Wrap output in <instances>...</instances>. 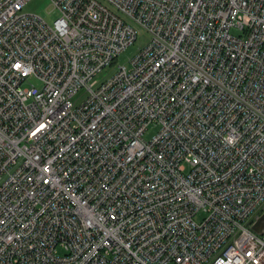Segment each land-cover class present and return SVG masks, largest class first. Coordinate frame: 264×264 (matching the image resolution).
<instances>
[{
  "label": "built area",
  "instance_id": "1",
  "mask_svg": "<svg viewBox=\"0 0 264 264\" xmlns=\"http://www.w3.org/2000/svg\"><path fill=\"white\" fill-rule=\"evenodd\" d=\"M27 1L0 0V264H264V0H49L56 31ZM142 29L154 111L93 73Z\"/></svg>",
  "mask_w": 264,
  "mask_h": 264
},
{
  "label": "bare ground",
  "instance_id": "2",
  "mask_svg": "<svg viewBox=\"0 0 264 264\" xmlns=\"http://www.w3.org/2000/svg\"><path fill=\"white\" fill-rule=\"evenodd\" d=\"M28 1H30V0H28ZM28 1L26 3H28ZM112 1L114 2L115 0H112ZM25 4H24V6H25ZM176 4H177V1L169 3V5H176ZM103 7L105 8V10L107 12H109V10H108V8L106 6H103ZM55 11H57V10H55ZM109 14H111V13L109 12ZM56 18H57V24L55 26H48V28H50L51 30H54V31H56L58 28H62V27L67 25V20H66V18L63 16V14L61 12L58 13ZM55 19L52 21V23L48 22V24L49 25H53ZM142 30H144V29H142ZM131 44H128L123 50H121L117 54H116V51H115V46L114 45H110L109 48H108L107 57L105 58V60L101 64L96 62L95 66L93 67V73H96V77L105 68L113 65L116 62V59H117L118 55L121 52H123ZM92 51H93V54L96 55L97 57L101 55V50L98 47H92ZM134 54L129 59L128 65L127 64H118L116 66L114 72L110 76L116 74L117 71H118V68L120 67L122 73L124 74V76L126 78L132 79V80L136 79L137 83H138L137 89L139 91V94L142 95V96H145L148 99V102H149L148 103L149 104L148 107L152 111H154L155 108L159 104V102H158V94H157L156 88L153 85V80L150 77H148L146 75H138L136 73L137 68L129 66L130 65V61H131L132 57L134 56ZM183 60H190L191 62L196 63V59L193 56H191L188 53V51H186V50H182L181 51V57L179 59L175 60V62H176V64H179V62H182ZM150 65H152V63L149 62V61H146L145 66L148 67ZM198 67H199V70L202 72V75L204 77V83L208 85L207 77L210 76L211 78H213L214 66H213L212 62L208 58H203L202 60L199 61ZM216 74H218V73H216ZM215 78H217V77H215ZM217 81L220 83V85H222V79L217 78ZM221 88L222 87H220V89ZM221 91H222V89H221ZM178 113H182V111L179 110ZM230 161L232 162V164H238L240 160L238 158H236V157H231ZM263 214L264 213H262L261 216H260V218L262 219L261 223H263V224L259 225L257 223H254L253 224V230L254 231H258V230L263 231L264 230V215Z\"/></svg>",
  "mask_w": 264,
  "mask_h": 264
},
{
  "label": "rangeland",
  "instance_id": "3",
  "mask_svg": "<svg viewBox=\"0 0 264 264\" xmlns=\"http://www.w3.org/2000/svg\"><path fill=\"white\" fill-rule=\"evenodd\" d=\"M23 10L26 12L36 13L40 15L41 17H43L49 23H52V21L58 15V12L52 8V5L49 0H30L28 1V3L25 4V6L23 7ZM146 38H147L146 32L144 30H141L135 42L129 45L123 52H121L118 55L116 62L113 65L105 68L102 72H100L97 75V78L99 80H103L107 78L114 72L118 64L128 65L129 59L137 51V49L144 44ZM154 132L155 130L151 128L149 130L148 135H152ZM197 218L198 219L203 218V214L199 213L197 215Z\"/></svg>",
  "mask_w": 264,
  "mask_h": 264
},
{
  "label": "water",
  "instance_id": "4",
  "mask_svg": "<svg viewBox=\"0 0 264 264\" xmlns=\"http://www.w3.org/2000/svg\"><path fill=\"white\" fill-rule=\"evenodd\" d=\"M259 231V230H258Z\"/></svg>",
  "mask_w": 264,
  "mask_h": 264
}]
</instances>
